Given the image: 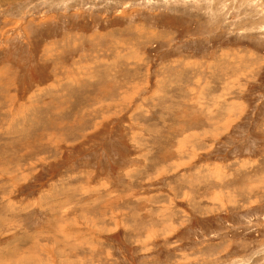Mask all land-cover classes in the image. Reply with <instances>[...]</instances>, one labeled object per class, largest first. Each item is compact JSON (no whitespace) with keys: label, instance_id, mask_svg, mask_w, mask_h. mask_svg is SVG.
Wrapping results in <instances>:
<instances>
[{"label":"rangeland","instance_id":"obj_1","mask_svg":"<svg viewBox=\"0 0 264 264\" xmlns=\"http://www.w3.org/2000/svg\"><path fill=\"white\" fill-rule=\"evenodd\" d=\"M0 264H264V1L0 0Z\"/></svg>","mask_w":264,"mask_h":264},{"label":"crops","instance_id":"obj_2","mask_svg":"<svg viewBox=\"0 0 264 264\" xmlns=\"http://www.w3.org/2000/svg\"><path fill=\"white\" fill-rule=\"evenodd\" d=\"M40 202L39 201H37L36 203H35V205H38V207H39V204ZM31 205H34V204H28L27 206H26V208H28V207H30ZM42 207H40V209H41ZM42 209H44V208H42ZM50 210H52L51 208H50ZM24 216L25 215H21L20 217V219H21V221H23V218H24ZM20 248H21V246H20Z\"/></svg>","mask_w":264,"mask_h":264},{"label":"bare ground","instance_id":"obj_3","mask_svg":"<svg viewBox=\"0 0 264 264\" xmlns=\"http://www.w3.org/2000/svg\"><path fill=\"white\" fill-rule=\"evenodd\" d=\"M264 1V0H263Z\"/></svg>","mask_w":264,"mask_h":264}]
</instances>
